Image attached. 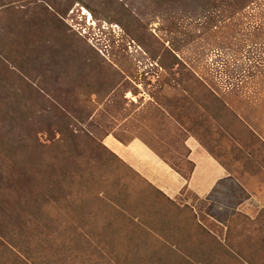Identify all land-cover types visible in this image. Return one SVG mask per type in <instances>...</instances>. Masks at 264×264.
Segmentation results:
<instances>
[{
  "label": "rangeland",
  "instance_id": "1",
  "mask_svg": "<svg viewBox=\"0 0 264 264\" xmlns=\"http://www.w3.org/2000/svg\"><path fill=\"white\" fill-rule=\"evenodd\" d=\"M0 264H264V0H0Z\"/></svg>",
  "mask_w": 264,
  "mask_h": 264
},
{
  "label": "crops",
  "instance_id": "2",
  "mask_svg": "<svg viewBox=\"0 0 264 264\" xmlns=\"http://www.w3.org/2000/svg\"><path fill=\"white\" fill-rule=\"evenodd\" d=\"M113 150L124 163L170 200L178 199L187 186L199 199L209 198L217 185L228 178L227 172L212 157L200 152L198 147L192 149V156L199 153L200 160H194L195 168L188 183L138 140L127 145L117 142Z\"/></svg>",
  "mask_w": 264,
  "mask_h": 264
},
{
  "label": "trees",
  "instance_id": "3",
  "mask_svg": "<svg viewBox=\"0 0 264 264\" xmlns=\"http://www.w3.org/2000/svg\"><path fill=\"white\" fill-rule=\"evenodd\" d=\"M191 164V163H190ZM174 168V167H173ZM175 169V168H174ZM193 169L194 168H192V170L190 171V173L189 174H187L186 176H185V179L187 180V181H189L190 180V178H191V175H192V173H193ZM178 171V170H177ZM179 173H180V171H178Z\"/></svg>",
  "mask_w": 264,
  "mask_h": 264
},
{
  "label": "bare ground",
  "instance_id": "4",
  "mask_svg": "<svg viewBox=\"0 0 264 264\" xmlns=\"http://www.w3.org/2000/svg\"><path fill=\"white\" fill-rule=\"evenodd\" d=\"M89 16V15H88Z\"/></svg>",
  "mask_w": 264,
  "mask_h": 264
}]
</instances>
